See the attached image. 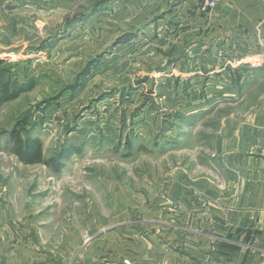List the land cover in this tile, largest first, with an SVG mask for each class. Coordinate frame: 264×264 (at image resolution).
<instances>
[{
	"label": "rangeland",
	"instance_id": "374dc122",
	"mask_svg": "<svg viewBox=\"0 0 264 264\" xmlns=\"http://www.w3.org/2000/svg\"><path fill=\"white\" fill-rule=\"evenodd\" d=\"M106 1L0 0V75L34 80L0 106V133L17 127L45 159L78 151L55 175L0 136V264H79L93 238L133 233L177 264H264V208L224 171L225 136L240 147L264 119V43L215 50L208 81L173 13Z\"/></svg>",
	"mask_w": 264,
	"mask_h": 264
},
{
	"label": "crops",
	"instance_id": "0c3cea01",
	"mask_svg": "<svg viewBox=\"0 0 264 264\" xmlns=\"http://www.w3.org/2000/svg\"><path fill=\"white\" fill-rule=\"evenodd\" d=\"M115 1L118 0H107L108 4L106 7L104 6V9H107ZM129 1H132L135 9L136 7L141 10L144 9V11L160 9V11H166L164 17H167L169 12V16L172 13L175 15L176 24L182 29L181 31L193 34L192 40L187 39L181 45L187 49H198L196 65L200 77L202 75L206 80L213 78L212 69L217 67L215 63L218 64L208 60L209 57L215 56V50L221 51L222 49L224 51L229 47L245 46L252 41L264 43V0H226L206 13L200 12L197 0ZM97 6V9H100L101 5L98 4ZM263 61L261 58L260 62ZM229 74L228 71H223L224 78H229ZM220 76L222 77V75ZM194 78L199 77L194 76ZM222 90L226 93L232 92L234 89L231 86ZM255 124L252 126L255 130L250 132V136L246 138L241 136L240 147L233 148L231 134L229 137L228 135L225 136L224 171L227 176L229 175L230 181L231 177H234L235 181L226 184L227 190L230 192L239 191L243 206L248 205L246 202L249 194L254 193L255 201L251 203V206L264 208L262 196L264 193V152L262 153L264 151V119H258ZM253 137L255 138V147L251 146L249 141L245 142V139L248 140ZM258 196H262V198L258 199ZM262 222L257 220L255 225L258 226ZM258 230L261 231L260 240H263L264 231ZM109 239L111 241L107 243L108 241L101 237L93 238L88 243L86 254L79 264H177L176 258L179 256L177 249L169 248L160 243L155 236H140L133 233V235H129L128 239L116 235L110 236ZM102 251L110 255L107 254L106 257L101 253ZM208 255H210L209 252ZM122 257L126 259L123 262L121 261Z\"/></svg>",
	"mask_w": 264,
	"mask_h": 264
},
{
	"label": "trees",
	"instance_id": "16d2710c",
	"mask_svg": "<svg viewBox=\"0 0 264 264\" xmlns=\"http://www.w3.org/2000/svg\"><path fill=\"white\" fill-rule=\"evenodd\" d=\"M2 64V61H0ZM85 77V75H82ZM80 77V78H82ZM239 79L234 78V82ZM34 85V80L32 78L28 79L26 82H19L8 75H0V106L17 99L20 94L30 90ZM79 84L74 85L73 88H77ZM0 136L5 137L6 146H9L12 154L24 165H43L50 168L55 175L59 174L61 170L62 160L71 154H77V150L73 147L63 148L56 157L45 159L42 154L41 144L36 140L32 139L30 135H21L20 130L14 127L10 131H3ZM126 148L130 151L132 148L129 139L125 141Z\"/></svg>",
	"mask_w": 264,
	"mask_h": 264
},
{
	"label": "built area",
	"instance_id": "2783aa9c",
	"mask_svg": "<svg viewBox=\"0 0 264 264\" xmlns=\"http://www.w3.org/2000/svg\"><path fill=\"white\" fill-rule=\"evenodd\" d=\"M199 3L200 12L206 13L213 10L219 3L226 0H197ZM264 27V22H263Z\"/></svg>",
	"mask_w": 264,
	"mask_h": 264
}]
</instances>
